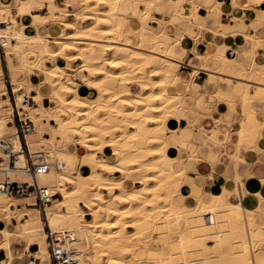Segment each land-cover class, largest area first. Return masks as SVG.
<instances>
[{"label": "bare ground", "instance_id": "6f19581e", "mask_svg": "<svg viewBox=\"0 0 264 264\" xmlns=\"http://www.w3.org/2000/svg\"><path fill=\"white\" fill-rule=\"evenodd\" d=\"M187 1L189 12L183 6ZM259 1L264 6V0ZM198 5L195 0H64L61 5L57 0H0V33L7 36L3 50L16 105L34 124L26 141L31 152L43 151L52 165L37 181L60 194L46 207L48 225L73 236L80 264H264V240L249 242L244 237L248 227L264 228L263 209L236 207L216 195L206 202L195 185L188 193L193 204L187 206L180 191L186 170L167 151L166 120L185 111L184 96L175 88L181 61L174 59L185 50L179 52L176 45L185 35L195 39L194 25L203 28ZM43 8L47 11L39 13ZM154 11L170 16L156 17ZM24 16H29L31 26L60 24L61 30L26 33L24 22L17 27V18ZM81 19L90 22L82 25ZM245 36L253 39L254 48L243 60L216 55L217 73L243 85V140L258 137L264 127L252 106L254 101L264 102V64L254 60L260 41ZM61 59L66 64H60ZM76 59L77 66L69 64ZM33 71L38 84L29 80ZM72 75L95 89V95H83ZM131 84L139 91L132 92ZM5 89L0 66V138L15 132L14 124L7 123L15 108L2 95ZM32 89L37 91V104L47 90L51 105H22ZM236 94L233 88L219 89L215 96L234 109ZM45 131L49 138L43 136ZM13 139L17 150L19 140ZM70 140L84 151L68 150ZM106 147L111 153L103 156ZM8 162L9 155L0 147V182L6 176L31 182L27 171ZM24 165L20 155L16 166ZM116 171L121 174L114 175ZM6 198L34 203L32 197L0 192V207L6 209L15 204ZM39 212L29 210V218L19 226L30 240L46 238ZM151 229L155 237L148 234Z\"/></svg>", "mask_w": 264, "mask_h": 264}, {"label": "crops", "instance_id": "0c3cea01", "mask_svg": "<svg viewBox=\"0 0 264 264\" xmlns=\"http://www.w3.org/2000/svg\"><path fill=\"white\" fill-rule=\"evenodd\" d=\"M195 1L199 3L197 15L202 18L203 28L194 25L195 39L185 35L182 44L176 45L179 52L182 48L185 50L183 57H174L175 60L181 61L178 67L179 80L175 88L184 96L185 111L179 118L170 116L166 120L165 139L168 143V154L186 170V178L180 188L181 193L184 191L182 194L186 196L182 201L187 206H192L193 200L188 193L195 185L201 189L200 198L206 202L210 201L211 196L216 195L236 207L259 208L264 211V127L261 128L258 137L242 139L239 131L241 124L246 120L247 110V104L240 99L243 85L235 79L220 76L216 71L220 67L217 54H228L241 61L251 53L254 41L246 37V34L260 41L255 49L254 60L258 64H264V6L259 0ZM183 6L185 12H189V2H185ZM40 10L46 12L47 8ZM40 10L38 12L43 13ZM164 14L154 11L156 17H169L168 14L165 16ZM17 20V27L24 22L27 26L25 32L32 35L56 34L61 30L60 24L54 26L43 24L39 28L31 26L29 16L18 17ZM151 24L156 25V22ZM169 33L174 34L173 31ZM59 63L66 64L63 59L59 60ZM0 66L4 76L7 72L11 80L4 50L3 55L0 52ZM30 75L31 83L38 84L39 76L34 71ZM77 81L79 91L83 95H95V89L84 86L80 78ZM232 88L237 93L234 97V109L229 102L215 96L219 89ZM131 90L134 93L138 92L139 87L131 84ZM36 94L35 89L30 91L32 96L30 106L51 105L47 90H43L44 95L39 104L34 99ZM252 106L256 118L264 121V102L254 101ZM219 121L222 122L217 123ZM50 123L53 124L54 121L51 120ZM43 136L49 138L50 133L45 131ZM66 147L68 150L77 149L79 153L84 151L73 140L67 142ZM109 153L110 147H106L103 156ZM120 174L119 171L114 172V175ZM176 199L179 201L177 196ZM6 200H15V204H11L9 209L0 207V264L30 262L51 264L46 238L40 240L39 237H35L30 240L19 232V226L29 218V210H38L36 206L27 205L33 203V200L25 198ZM244 237L250 239L249 242L255 239L264 240V228L259 230L248 227L244 231ZM243 250H248L247 244Z\"/></svg>", "mask_w": 264, "mask_h": 264}, {"label": "built area", "instance_id": "2783aa9c", "mask_svg": "<svg viewBox=\"0 0 264 264\" xmlns=\"http://www.w3.org/2000/svg\"><path fill=\"white\" fill-rule=\"evenodd\" d=\"M3 23H0V27ZM7 36L0 33V52L3 55V47L6 44ZM6 89L3 96H7L11 105L15 108L12 114V120L9 124H14L15 132L9 136L0 138V147L9 155L8 166L16 168V170H25L31 176V182L13 180L6 176L0 182V192L10 196L32 197L33 204L41 211V219L44 230L46 231L47 249L51 264H80L79 253L74 244V238L68 231L54 232L48 225L46 217V207L52 203L60 194L51 192L50 188L40 185L37 177L47 173L51 168V163L47 160V155L43 151L31 152L29 150L26 135L34 129V124L29 116L20 113L16 105L15 93L7 72L5 73ZM32 96L25 95L22 105H31ZM21 109L22 106H21ZM13 138L19 140L17 150L13 148ZM25 158L24 166H16L19 156ZM53 166L59 167L54 163Z\"/></svg>", "mask_w": 264, "mask_h": 264}, {"label": "rangeland", "instance_id": "374dc122", "mask_svg": "<svg viewBox=\"0 0 264 264\" xmlns=\"http://www.w3.org/2000/svg\"><path fill=\"white\" fill-rule=\"evenodd\" d=\"M58 1V3L61 5V4H63V2H64V0H57ZM77 5L75 4V5H72V6H69V9L70 10H72V9H74V7H76ZM41 12H44L43 10H40ZM166 14H168L169 16H170V14L169 13H165L164 14V16L166 15ZM68 18H71V16H67ZM80 24H82V25H84V24H86V23H88V22H90V20H83V19H81L80 21ZM62 29H63V31H67L65 28H63V26H62ZM52 41V40H51ZM52 47L53 48H55L56 47V44H54L53 42H52ZM79 61V59H76V60H73V61H70L69 63H70V65H72V66H77V62ZM66 62V60H64V63ZM31 76V75H30ZM76 80H79V78L78 77H76V75H72ZM251 88L254 90V84H252V86H251ZM201 111H204L203 109H201ZM222 121H219V122H217V123H221ZM135 184H137V183H135ZM59 197V196H58ZM87 218H89L90 216L88 215V216H86ZM127 229H132L130 226H127ZM150 233V235H151V237L152 236H156V230H154V229H151V230H149L148 231V234ZM149 235V236H150ZM208 236V235H207ZM208 238V237H207ZM155 240L154 239H152L151 240V242H154ZM207 242L208 243H211V239L210 238H208L207 239Z\"/></svg>", "mask_w": 264, "mask_h": 264}]
</instances>
